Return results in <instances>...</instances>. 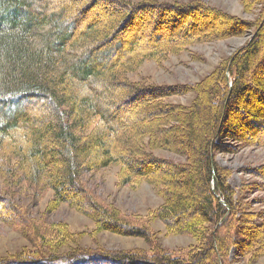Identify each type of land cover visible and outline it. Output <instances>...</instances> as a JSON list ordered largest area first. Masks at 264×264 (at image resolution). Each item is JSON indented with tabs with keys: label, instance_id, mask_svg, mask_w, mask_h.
<instances>
[{
	"label": "trees",
	"instance_id": "1",
	"mask_svg": "<svg viewBox=\"0 0 264 264\" xmlns=\"http://www.w3.org/2000/svg\"><path fill=\"white\" fill-rule=\"evenodd\" d=\"M87 1L91 3L93 0ZM101 1L105 6L111 5L112 16L116 15L114 17L119 22L123 21V30L125 23L128 27L139 24L140 17L135 19V13L146 11L149 15H160L153 27L158 31L153 32L151 40L142 47L138 48L130 41L112 57L117 43L121 42L120 36L107 47L99 48L97 37L100 30L95 29L101 25V20L75 32L77 18L71 16L73 7L70 2L61 0L56 3L58 7L50 9L48 0H0V220L24 228L30 234L26 239L27 247H20L9 258L0 260V264H222L223 254L233 244L234 233L229 235L215 228L229 223L225 218L222 222L219 220L224 206L232 207L233 201L230 200L224 172L217 165L212 169L210 150L220 145L221 135L229 138L234 134L236 139L254 138L252 143L249 141L251 144L264 146V126L255 128L243 119L236 125L218 124L219 118H226L232 109L224 107L220 115L219 105L227 99H223L222 94L228 93L232 85L236 93L239 89L242 92L253 89L255 96L259 97L256 101L261 109L252 102L253 111L244 108L242 114L253 124V120L257 121L254 117H264V76L257 77L254 85L246 83L251 65L259 58L260 49L264 46V0L242 1L249 9L256 3L262 4L255 23L199 0ZM219 19H224L232 29L221 30L216 25ZM247 27L258 30L252 44L236 52L232 59L230 57V66L222 65L218 78H206L192 86L196 95L184 115L180 114L183 109L178 111L181 105L164 106L167 102L163 98L174 91L171 86L146 84L128 77L144 61L155 60L162 64L171 55H180L188 45L222 39L235 29L237 34H243ZM161 29H167L165 35ZM95 45L97 49H93ZM227 69L231 85L226 78ZM102 81L107 83L100 93L95 94L94 84ZM117 88L125 91L127 99L133 98L138 105L141 102V117L148 115V118L143 121L140 117L128 125L129 121L113 110V93ZM100 95H103V100H98ZM32 98L47 100L51 113L36 115L23 103ZM215 103L216 106L213 105ZM170 111L176 112L171 115L172 126L160 129L158 133V140L165 147H156L153 143L157 135L154 134L155 129L151 130L150 122L156 125L160 116L157 113ZM166 117L169 119L170 116H162ZM219 125L222 132L225 130L224 134L220 133ZM16 131L23 133L21 138L16 136ZM174 132L183 133L182 139L188 145L194 144L185 165L164 162L162 158L146 152V148L155 147L180 152L177 148L179 139L175 140L171 135ZM147 141L149 146L145 144ZM133 152H140L143 157L126 156V153ZM64 165L66 168L62 170ZM110 165L118 167V184L136 186L142 179L154 182L157 192L163 193L164 202L150 217L148 215V220L157 218L166 224L168 231L190 235L196 243L189 245L181 255L163 243L151 244L156 243L154 241L150 243L153 248L147 250L131 248L97 252L96 248L87 249L67 242L65 228L61 224L42 222L37 225L34 219H28L25 210L51 191L46 206L48 210L63 203L81 213H94L100 229L145 239L147 229L145 233L141 231L135 225L136 218L121 215L115 208L103 209L108 205L101 204L96 193L83 186L90 183L89 178H93L96 171ZM165 165L169 171L164 169ZM211 169L215 174L214 191L219 192L217 195L225 204L220 203L212 191ZM256 174L264 178V168ZM184 181L191 188L190 193L179 189ZM72 190L67 196L66 192ZM17 197L19 202L14 200ZM121 227L125 229L121 230ZM258 233V237L264 235L263 227ZM246 245L237 244L235 252L244 255L248 249Z\"/></svg>",
	"mask_w": 264,
	"mask_h": 264
},
{
	"label": "rangeland",
	"instance_id": "2",
	"mask_svg": "<svg viewBox=\"0 0 264 264\" xmlns=\"http://www.w3.org/2000/svg\"><path fill=\"white\" fill-rule=\"evenodd\" d=\"M48 1L50 2V9H54L58 7L56 3H60L61 0ZM63 1L64 3L70 2L72 4L73 11H71V16H73L72 18H77V24L74 27L75 32H80L93 21L101 20V25L99 24L100 26L98 25L97 29H95L100 30V32H98L99 36L97 37V45H99V48L100 46L107 47L112 42H115L116 38L120 36L121 42L117 43L115 51L111 55L112 57L118 54L122 45L124 47L128 46L130 41V44L134 43L138 48L142 47L146 44V41L151 40V35L158 31L153 30V27H155V20L158 19V17L160 18V15H149L146 11L143 14L135 13V19L140 17L139 24H130L128 27V24L125 23L126 25H124V27L126 28L123 30V21L119 22V19L114 17L116 15L112 16L111 5L105 6L101 0H97L95 3L94 0L91 1V3L87 0L77 2L76 0ZM130 1L137 2L138 0ZM179 1L189 2L192 0ZM199 1L235 15L240 19L249 20L251 23L258 21L257 18L260 16V9L263 7L259 2L250 7V9L249 7L246 8L242 3L243 0ZM197 19L198 21H201L200 17H197ZM216 23L221 30L227 31L232 29L231 25L229 26L227 23H224V19H219ZM103 25L105 28H103ZM168 25L169 23L167 26ZM183 26L185 28L187 27L185 24ZM135 28L138 29L134 31ZM262 30L264 32V27ZM165 31H167V29L162 31V33L164 32V35L166 34ZM234 31L235 32L233 33H228L222 39L188 45L180 55H171L162 64L155 60L144 61L136 70L129 73L128 77L132 80L144 81L146 84L171 86L174 91L170 92L172 93L169 94L170 96L163 98L164 101L167 102L164 106L171 107L181 105L178 106V111H182L183 109L180 114L182 113L181 115H184L188 112L187 110L190 109L196 95V89L192 86L204 81L206 78H218L221 74L220 70L222 69V65L227 64L229 67L230 57L232 59V56L236 52L238 53V51L242 50L244 46H248L253 42L255 38L254 36L258 30H255L253 27H247V29H244L243 34H237L236 29ZM91 34L93 35L94 33ZM153 37L155 38V36ZM107 40L108 42H106ZM97 45L93 46V49H95ZM243 49H245V47ZM260 52L259 58L253 61L251 69L246 76V83L249 85H254L256 82L253 83V81H255L260 75L264 76V46L261 47ZM231 73L233 77L234 70H232ZM226 78L229 81V85H231V76L228 69L226 70ZM243 78L244 76L242 79ZM105 82L103 83L102 81L94 84L93 91L95 94L100 93ZM221 91L222 90H220V92ZM234 91L235 87L233 88L232 85L228 93L225 95L222 94L223 99L225 97H227V99L225 98V102L222 100L224 103L219 105V108H221L220 115L224 107L232 109L229 111V114L226 115V118H219L218 124L222 125L231 123L232 125H236V123L239 124V122H237L238 120L243 119L246 120L248 124L254 125L255 128L264 126V117H254L258 123L253 120V124L249 117L242 114V110L245 111L244 108H249L253 111L254 105L252 102L258 105L259 109H261L260 104L256 101L259 97L255 96L253 89L248 91L245 90L244 92L239 89V91L237 90V93ZM124 92V90L118 88L115 89V92L113 93L115 97V106L113 110L129 121V125L135 123L136 119L139 120L142 116L143 109H141V102L138 105V101L136 102L133 98L127 99V95H125ZM79 93H81V91ZM98 100H103V95H100ZM23 103H25L24 105L29 106V108L31 107L36 115L47 112L51 113L50 105L45 99L32 98L31 100H25ZM150 104L146 103V105ZM136 105H138V109H135ZM213 105L216 106V103ZM157 114L160 116L157 117L156 125L150 122V124H152L151 130L155 129L154 134L157 135L153 145L156 147H165V145L158 140V137L160 136L158 133L160 129H166L172 126L173 117H171V115H175L176 112H158ZM163 115L170 117L169 119L167 117L162 118ZM203 115H206V112H204ZM146 117L148 118V115L141 117V120L143 118L144 121L147 119ZM139 123L140 122H138V124ZM142 124L145 125L144 122ZM174 124H177L175 120ZM143 125H141V127L145 129L146 125ZM219 128L220 133L224 134L225 130L222 132V126L220 127L219 125ZM17 134L18 135L16 136L21 138L20 134L22 135L23 133L18 131ZM171 135L175 140L179 139L177 142V148L180 149V152L177 153L176 150L168 151L167 148L156 147L146 148V152L162 158V161L164 162L185 165L189 162L191 156L190 148H192L194 144H191L192 146L188 145L185 142V139H182L183 133L174 132V134L172 133ZM234 135L228 136L229 138H227L226 135H221L223 139H220V145L213 146L210 150L211 162H213L212 169L214 165H217L224 172L231 194L230 200L233 201L232 207L230 205L226 207L224 206L225 209L223 216L219 220V222H222L225 218L229 223L224 227L218 225L215 228H219L220 232L222 231L229 235H233L234 233V237H232L233 244L229 251H226V254H223L221 262L222 264H264V235L258 237V232L261 231L262 227L264 233V178H261L256 174L264 168V146H254L251 144L254 141V138L236 139ZM119 136L120 135H118V137ZM157 140L158 144H156ZM249 141H251V143ZM145 144L149 146L148 141ZM221 145L225 146V148H222ZM120 146H122V143H120ZM126 156L133 158L143 157L140 152L126 153ZM138 160L140 161V159ZM141 160H143V158ZM61 167L63 170L66 168V165ZM165 168L169 171V168L166 165L164 166V169ZM117 169L118 167L116 165L101 168L94 173L93 178H89L90 183L88 185L84 184L83 186L87 191H94L97 195H95L96 198L101 204L103 203L104 205L109 206L104 207L103 205V209L115 208L121 215H126L128 218L130 217V219L136 218L135 225L139 226L144 233L146 232L145 229H147L148 236L145 239L142 237L125 235L121 232L114 233L110 230L100 229L97 225L96 217L93 215L94 213H81L63 203L57 204L55 208L48 210L46 206L51 198V191H47L39 199L36 205L27 208L25 214L29 220L34 219L37 223H32L37 225L42 222L49 225L52 224L51 222L61 224L65 228L67 242H70L71 244L76 243L87 249L96 248L97 252H104L103 250L114 252V249L131 248L147 250L152 247L150 246L151 241H154L156 243L151 244L163 243L166 247L174 250L176 254L181 255L188 249L189 245L196 243L190 235L183 233L175 234L168 231L166 224L162 223L157 218L151 219L153 221H149L148 215L150 217L153 212L157 211L160 206L163 205V193L157 192L155 188L156 184L148 179H142L136 186L118 184L116 176ZM212 171L211 175L215 176L214 170ZM218 172L220 173L221 171L218 170ZM19 177L20 173L17 175V178ZM184 177L185 176H183V178ZM150 179L158 181L156 178ZM212 180V191L217 200L221 203V198L217 195L219 192L214 191L215 180ZM159 186L161 189L162 186ZM179 189H186L187 193L188 191L190 193L191 190V188L187 186V181L182 182L181 188ZM29 192L31 193V191ZM72 192L73 190L66 192L67 196ZM16 193L19 194L17 190ZM25 198L27 199L28 195H26ZM14 200L16 202L20 201L18 197ZM224 204H222V206ZM25 205L28 204L25 203ZM122 229L125 228L121 227V230ZM152 231L154 233H152ZM208 231L211 233L210 228ZM45 236H47V234H45ZM29 237L30 234L24 228L6 224L4 221L0 220V260L9 258L11 253L13 254L20 247H25L27 244L26 239ZM239 243L247 244L246 247H248V249L244 255L235 252L237 244ZM24 251L27 252V250Z\"/></svg>",
	"mask_w": 264,
	"mask_h": 264
},
{
	"label": "water",
	"instance_id": "3",
	"mask_svg": "<svg viewBox=\"0 0 264 264\" xmlns=\"http://www.w3.org/2000/svg\"><path fill=\"white\" fill-rule=\"evenodd\" d=\"M214 176H212V178H213Z\"/></svg>",
	"mask_w": 264,
	"mask_h": 264
}]
</instances>
